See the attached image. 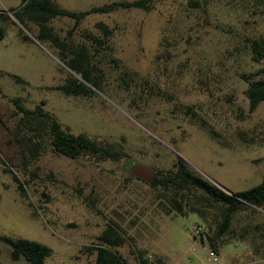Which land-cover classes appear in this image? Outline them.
I'll list each match as a JSON object with an SVG mask.
<instances>
[{
  "label": "rangeland",
  "instance_id": "1",
  "mask_svg": "<svg viewBox=\"0 0 264 264\" xmlns=\"http://www.w3.org/2000/svg\"><path fill=\"white\" fill-rule=\"evenodd\" d=\"M111 1L54 0L74 11ZM198 1L191 6L188 0H155L150 10L91 13L76 29L69 17L51 20L61 36L71 30L76 43L84 41L83 30L99 33V21L112 28L110 46L90 47L100 75L93 84L38 38L35 24L15 19L21 0H0L8 15L0 40V236L46 244L52 251L44 264H94V253L85 247L113 222L126 239L116 250L130 264L251 259L252 227L262 221L264 208L233 213L232 233L214 263L201 245H208L200 238L204 223L194 213L174 210L126 170L130 159L166 173L181 157L229 193L252 187L264 175V101L249 112L243 77L264 66V60H252L247 42L264 38V0ZM162 39L167 40L161 44ZM72 77L85 84L86 94L55 88ZM15 98L27 108L42 106L67 131L85 133L126 156L73 158L45 140L30 158L32 134L18 125ZM0 264L31 262L12 259L11 246L0 239Z\"/></svg>",
  "mask_w": 264,
  "mask_h": 264
},
{
  "label": "trees",
  "instance_id": "2",
  "mask_svg": "<svg viewBox=\"0 0 264 264\" xmlns=\"http://www.w3.org/2000/svg\"><path fill=\"white\" fill-rule=\"evenodd\" d=\"M154 1L114 0L92 6L84 11H74L58 6L54 0H21L19 7L14 9L13 14L15 19L22 25H29L30 27V23L35 24L39 39L47 41L58 49L61 57L68 61L73 70L81 73L85 80L98 84L100 83V75L98 74L97 65L92 62L91 48L93 47L97 51L98 48L110 46L112 28L99 21L95 24L99 33L94 34L88 30H83L84 41L76 43L71 39V30L68 31V35L61 36L50 24L51 20L57 17H69L73 19V29H76L88 14L108 13L119 8L132 7L150 10ZM188 2L191 6H197L199 3L198 0H188ZM6 17L8 15L0 9V40L5 36L2 20ZM24 38H27V35H24ZM166 40L162 39L161 44ZM247 42L252 60H264V38H252L248 39ZM259 75L261 76L256 78ZM243 77L248 82L245 89L248 110L253 112L259 103L264 101V66L248 75H243ZM14 78L17 82H24L18 76H14ZM55 88L73 96L86 94L85 84H78L73 77L63 84L55 86ZM13 103L16 108L15 113H21L18 125L24 126L25 129L28 128L29 133L32 134L28 136L29 140L27 141L30 158H36L39 155L42 143L45 140L53 146L57 153L73 158L89 156L100 159L107 156L121 159L126 156L123 151L98 143L85 133L74 134L67 131L42 106L32 109L24 107L20 98L13 99ZM31 137L33 139H30ZM127 162L130 163L131 160L128 159ZM128 174L133 177L129 172ZM14 178L17 181L19 190L22 192L24 190L22 184L15 175ZM146 183L156 189L158 195L164 197L177 212L184 215L194 213L204 223L200 233L202 242L208 243L209 247L217 254L218 248L228 242L229 235L232 233L230 225L235 211L246 206L264 208V175L261 181L252 187L229 193L194 171L181 157H177L173 162L172 169L166 173L156 170L153 179ZM212 220L217 226L216 229L211 224ZM252 232L256 236L249 240V244L253 249V255L249 260L264 259V215L261 222L253 225ZM239 238L244 240L245 237L242 235ZM0 239L11 246L12 259L17 260L24 257L31 264H44L46 257L52 251L46 244L28 238L0 236ZM125 240V236L118 225L111 222L107 223L97 235L96 242L85 247V249H87V252L94 253V264H130L116 250L124 244Z\"/></svg>",
  "mask_w": 264,
  "mask_h": 264
},
{
  "label": "water",
  "instance_id": "3",
  "mask_svg": "<svg viewBox=\"0 0 264 264\" xmlns=\"http://www.w3.org/2000/svg\"><path fill=\"white\" fill-rule=\"evenodd\" d=\"M127 171L133 176L144 180L145 182H150L156 173L154 168L143 163L133 161L128 163Z\"/></svg>",
  "mask_w": 264,
  "mask_h": 264
},
{
  "label": "built area",
  "instance_id": "4",
  "mask_svg": "<svg viewBox=\"0 0 264 264\" xmlns=\"http://www.w3.org/2000/svg\"><path fill=\"white\" fill-rule=\"evenodd\" d=\"M190 230L192 232H195L196 226L191 225L189 228V231ZM201 245L205 248V258L213 261L214 263L218 262V254L212 248H210L207 244L201 243ZM237 264H264V259L249 260L247 262L237 263Z\"/></svg>",
  "mask_w": 264,
  "mask_h": 264
}]
</instances>
